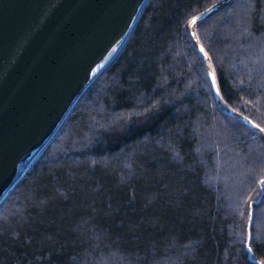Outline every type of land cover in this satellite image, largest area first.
Segmentation results:
<instances>
[{"label":"trees","instance_id":"obj_1","mask_svg":"<svg viewBox=\"0 0 264 264\" xmlns=\"http://www.w3.org/2000/svg\"><path fill=\"white\" fill-rule=\"evenodd\" d=\"M217 1L147 0L0 204V264H264V141L190 35ZM196 32L264 131V0Z\"/></svg>","mask_w":264,"mask_h":264},{"label":"water","instance_id":"obj_2","mask_svg":"<svg viewBox=\"0 0 264 264\" xmlns=\"http://www.w3.org/2000/svg\"><path fill=\"white\" fill-rule=\"evenodd\" d=\"M147 0H0V204L48 144L76 101L116 57ZM219 0L189 25L220 107L264 131L220 96L196 25L228 6Z\"/></svg>","mask_w":264,"mask_h":264},{"label":"snow or ice","instance_id":"obj_3","mask_svg":"<svg viewBox=\"0 0 264 264\" xmlns=\"http://www.w3.org/2000/svg\"><path fill=\"white\" fill-rule=\"evenodd\" d=\"M262 183H264V181H262Z\"/></svg>","mask_w":264,"mask_h":264}]
</instances>
